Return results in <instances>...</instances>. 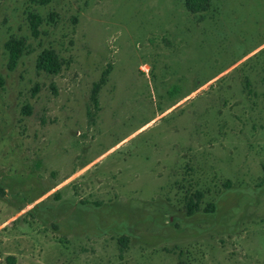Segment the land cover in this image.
Listing matches in <instances>:
<instances>
[{
  "label": "rangeland",
  "instance_id": "374dc122",
  "mask_svg": "<svg viewBox=\"0 0 264 264\" xmlns=\"http://www.w3.org/2000/svg\"><path fill=\"white\" fill-rule=\"evenodd\" d=\"M42 1L0 0V264H264V0Z\"/></svg>",
  "mask_w": 264,
  "mask_h": 264
},
{
  "label": "trees",
  "instance_id": "16d2710c",
  "mask_svg": "<svg viewBox=\"0 0 264 264\" xmlns=\"http://www.w3.org/2000/svg\"><path fill=\"white\" fill-rule=\"evenodd\" d=\"M42 2L46 3L48 0H44ZM212 2L213 0H184L187 10L194 14L207 12L212 6ZM28 20L30 22L33 35L37 36L39 34V26L42 23L41 16L36 13H29ZM5 47L9 53L8 67L13 70L17 66L23 54L28 51L26 39L11 37L6 42ZM62 67L63 62L59 54L53 49H44L37 57L36 68L40 71H44L49 74H58L61 72ZM109 72L110 71L107 69L101 76L100 80L93 86L91 97L95 104L98 103L100 90L107 82ZM202 198L203 193L200 191L195 192L187 198L186 209L188 215H192L201 209L200 203Z\"/></svg>",
  "mask_w": 264,
  "mask_h": 264
},
{
  "label": "crops",
  "instance_id": "0c3cea01",
  "mask_svg": "<svg viewBox=\"0 0 264 264\" xmlns=\"http://www.w3.org/2000/svg\"><path fill=\"white\" fill-rule=\"evenodd\" d=\"M14 217H15V216H14ZM14 217H12V218H14ZM12 218H11V219H12Z\"/></svg>",
  "mask_w": 264,
  "mask_h": 264
}]
</instances>
